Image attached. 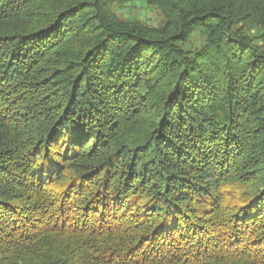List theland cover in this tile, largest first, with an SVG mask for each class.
Wrapping results in <instances>:
<instances>
[{
	"label": "trees",
	"instance_id": "1",
	"mask_svg": "<svg viewBox=\"0 0 264 264\" xmlns=\"http://www.w3.org/2000/svg\"><path fill=\"white\" fill-rule=\"evenodd\" d=\"M0 264H264V0H0Z\"/></svg>",
	"mask_w": 264,
	"mask_h": 264
},
{
	"label": "rangeland",
	"instance_id": "2",
	"mask_svg": "<svg viewBox=\"0 0 264 264\" xmlns=\"http://www.w3.org/2000/svg\"><path fill=\"white\" fill-rule=\"evenodd\" d=\"M115 11L123 19H129L130 16L144 20V22L151 23L156 26L160 17L157 15V10L147 6L145 3L141 4H129L126 6L116 5L114 6Z\"/></svg>",
	"mask_w": 264,
	"mask_h": 264
}]
</instances>
